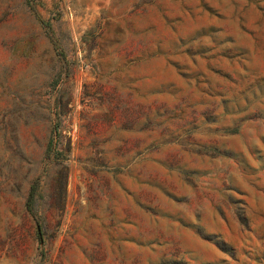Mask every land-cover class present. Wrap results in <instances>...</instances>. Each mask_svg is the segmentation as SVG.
I'll list each match as a JSON object with an SVG mask.
<instances>
[{
    "label": "rangeland",
    "instance_id": "rangeland-1",
    "mask_svg": "<svg viewBox=\"0 0 264 264\" xmlns=\"http://www.w3.org/2000/svg\"><path fill=\"white\" fill-rule=\"evenodd\" d=\"M0 264H264V0H0Z\"/></svg>",
    "mask_w": 264,
    "mask_h": 264
}]
</instances>
